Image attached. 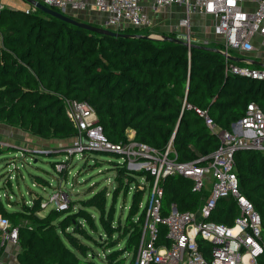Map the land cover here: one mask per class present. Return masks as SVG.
<instances>
[{
	"label": "trees",
	"instance_id": "obj_1",
	"mask_svg": "<svg viewBox=\"0 0 264 264\" xmlns=\"http://www.w3.org/2000/svg\"><path fill=\"white\" fill-rule=\"evenodd\" d=\"M88 24L100 28L96 23ZM144 30L128 27L118 31L127 37H109L39 10L26 14L22 9L2 7L0 123L43 140L73 139L76 131L64 106L65 100H73L94 110L97 124L110 143H125L126 132L132 130L136 142L160 153L171 142L177 161L190 162L208 156L219 146L216 134L196 110L206 111L219 131H229L250 103L264 115V80L226 72L230 62L245 64L225 61L221 54L189 49L182 43L130 37L147 36ZM166 36L176 38L174 34ZM207 47L222 49L216 42ZM234 160L241 193L259 214L264 239V154L239 151ZM110 162L117 185L109 208L105 189L81 203L98 211V223L105 235L102 243L77 222L83 220L89 230H96L86 210L73 212L69 206L38 217L40 200H36L23 207L18 216L7 212L0 202L2 218L9 222L22 217L30 222L14 227L18 264H103L101 260L125 264V254L131 255L127 264L135 263L153 178L145 171L133 172L126 164ZM160 186L163 215L173 205L179 212H196L209 195V188L193 192L192 182L179 176L166 177ZM131 191L123 226L119 220L113 225L118 194L122 192L126 198ZM237 215L236 204L226 198L217 202L210 220L231 226ZM113 236L116 239L112 240ZM120 241L124 244L117 248ZM87 243L102 249L104 258L96 262L97 256ZM198 244L205 246L201 241ZM156 245H167L164 229H160Z\"/></svg>",
	"mask_w": 264,
	"mask_h": 264
},
{
	"label": "built area",
	"instance_id": "obj_2",
	"mask_svg": "<svg viewBox=\"0 0 264 264\" xmlns=\"http://www.w3.org/2000/svg\"><path fill=\"white\" fill-rule=\"evenodd\" d=\"M45 7L68 17L91 12L102 14L104 26L112 30L125 28L148 29L150 14L179 6L184 17L178 28H191V16L212 20L211 36L199 45L220 43V51L228 57L239 54L244 66L228 63L226 72L251 80H264V70L250 64L252 54L264 53V0H38ZM2 6H0V9ZM24 9L26 14L35 11ZM189 39V38H188ZM188 43V42H187ZM234 54V55H233ZM65 113L76 129L71 145L64 147L65 158L86 152L117 156L120 163L133 170L145 171L153 178L144 214V224L134 264H264V239L261 219L252 203L241 193L234 155L239 151L264 154V115L250 103L243 115L231 124L229 131H219L206 111L196 110L209 130L216 134L219 146L211 154L190 162H179L169 142L160 153L127 137L122 144H112L103 136L94 110L86 103L65 100ZM65 164L58 165L63 171ZM179 176L192 182V191L209 188L208 197L196 212H179L171 206L168 214L161 213L162 180ZM231 198L238 215L231 226L210 220L221 199ZM51 202L57 210L67 207L63 193H52ZM160 229H164L167 245H156ZM204 243V247L198 244ZM7 245H17V229L0 215V253Z\"/></svg>",
	"mask_w": 264,
	"mask_h": 264
},
{
	"label": "rangeland",
	"instance_id": "obj_3",
	"mask_svg": "<svg viewBox=\"0 0 264 264\" xmlns=\"http://www.w3.org/2000/svg\"><path fill=\"white\" fill-rule=\"evenodd\" d=\"M17 4L18 7H16ZM0 6L20 9V7H25V2L23 0H0ZM91 13H95L96 16L95 14L91 15ZM91 13L88 19L82 18L80 15L78 19L83 23L93 22L104 29H108L104 26L105 17L103 15L97 14V12ZM182 16L184 17L181 7L170 6L164 19L173 24L163 25L153 19L151 26L143 33L151 37L174 34L182 42L194 45L201 44L206 38L201 36L203 28H205V35L210 37V27L205 18L202 19L200 18L202 16L199 15L191 16L189 31L179 29L178 21ZM108 30L115 33L119 31ZM72 141L73 139L43 140L0 123V202L7 212L20 216L23 207L30 206L34 201L40 200V211L36 215L42 217L50 210H57L55 204L51 202V195L52 193L61 192L67 199L66 209L70 206L73 212L83 209L89 213L96 226L95 231L89 230L83 220L77 222L88 231L92 238L102 243V240H105V235L98 223V211L93 207L86 208L81 203L98 190L105 189L107 193L106 209L109 208L112 192L117 185L114 182L116 171L110 161L120 163V160L109 154L94 152H86L83 156L76 154L70 158L68 156L66 159L62 149L71 145ZM63 164H65L63 171L56 170L58 165ZM125 167L130 171L138 172L127 165ZM143 187L145 188V186ZM131 193L132 191L126 198H123L122 192L118 194L114 208L113 225L119 220L120 225L123 226L130 205ZM144 198L140 208L143 207ZM29 224L30 222L22 217L9 220L11 228ZM114 238L115 236L112 237V240ZM87 244L91 245V243ZM123 244L124 241H120L117 248H121ZM91 246L92 252L97 256L94 260L99 262L100 259L104 258V251L93 245ZM18 251V244L16 246H5L2 253L9 254L8 262L5 264H18L15 258ZM124 257L126 258L125 264H127L131 259V255L125 254ZM101 261L105 264L103 260Z\"/></svg>",
	"mask_w": 264,
	"mask_h": 264
},
{
	"label": "water",
	"instance_id": "obj_4",
	"mask_svg": "<svg viewBox=\"0 0 264 264\" xmlns=\"http://www.w3.org/2000/svg\"><path fill=\"white\" fill-rule=\"evenodd\" d=\"M24 2H26L29 6L35 8L36 10H39L47 15H50L52 17H55V18H58L62 21H65L71 25H75L81 29H84V30H87V31H90V32H94V33H97V34H100V35H104V36H109V37H127L126 35L124 34H121V33H115V32H112L108 29H104L102 27L98 28V27H94L88 23H83V22H77L73 19H71L70 17L68 16H65L55 10H52V9H49L47 7H45L43 4H41L38 0H23ZM131 38L134 37V38H146V39H151V40H160V41H168V42H174V43H182L184 45H186L189 49L190 48H193V47H196V48H202L204 50H207V51H212V52H215V53H218V54H221L222 56H225L220 50L218 49H215V48H209L207 46H202V45H194V44H190V43H186V42H182L181 40H179L178 38H172L170 36H160V37H151V36H141V35H135V36H130ZM228 59L230 61H233V62H242L243 60L240 59V58H237V57H233V56H229ZM250 64L252 66H258V67H261V68H264V64H261V63H258L256 61H253L251 60L250 61Z\"/></svg>",
	"mask_w": 264,
	"mask_h": 264
},
{
	"label": "crops",
	"instance_id": "obj_5",
	"mask_svg": "<svg viewBox=\"0 0 264 264\" xmlns=\"http://www.w3.org/2000/svg\"><path fill=\"white\" fill-rule=\"evenodd\" d=\"M16 7H18V4L16 5ZM29 7V5L25 2V7H23V8H21L20 7V9H22V10H24V9H26V8H28ZM176 7H179V6H176ZM168 10H169V7L168 8H164L161 12H158V13H151L150 14V16H151V19L153 20L154 19V21L155 22H157V23H160L161 22V24H173L172 22H169V21H166L164 18H166V16H167V12H168ZM95 13H91V15H94ZM97 14H99V13H97ZM90 15V13L89 14H82V15H80V17H85V18H87L88 19V17H90L89 16ZM102 15V14H101ZM95 16H96V14H95ZM200 18H202V19H204L205 18V20L207 21V23H208V26L210 27V31H211V26H212V20H211V18H209V17H204V16H202V17H200ZM201 36H203V37H206V38H208L209 36H206L205 35V28H203V31H202V33H201ZM210 36H211V32H210ZM205 38V39H206ZM252 58H254L253 59V61H256V62H258V63H261V64H264V53H262L261 51H258V52H255L254 54H252V56H251ZM253 67H256V66H253ZM261 68V67H260ZM20 131V130H19ZM126 136L127 137H131V138H134V132L132 131V130H128L127 132H126ZM17 256V255H16ZM8 258H9V254L8 253H5V252H3L1 255H0V264H5L6 262H8ZM16 258V257H15Z\"/></svg>",
	"mask_w": 264,
	"mask_h": 264
}]
</instances>
